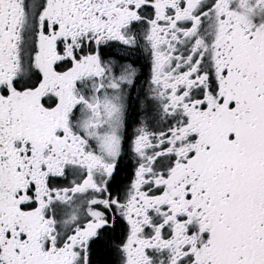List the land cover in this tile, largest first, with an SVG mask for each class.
Segmentation results:
<instances>
[{"label": "snow or ice", "instance_id": "snow-or-ice-1", "mask_svg": "<svg viewBox=\"0 0 264 264\" xmlns=\"http://www.w3.org/2000/svg\"><path fill=\"white\" fill-rule=\"evenodd\" d=\"M0 264H264V0H0Z\"/></svg>", "mask_w": 264, "mask_h": 264}]
</instances>
